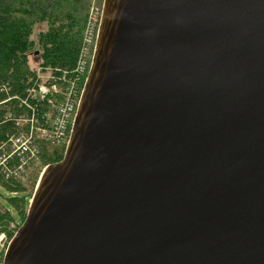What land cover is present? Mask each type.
Instances as JSON below:
<instances>
[{"label": "water", "instance_id": "water-1", "mask_svg": "<svg viewBox=\"0 0 264 264\" xmlns=\"http://www.w3.org/2000/svg\"><path fill=\"white\" fill-rule=\"evenodd\" d=\"M40 176L0 264H264V0H103Z\"/></svg>", "mask_w": 264, "mask_h": 264}, {"label": "built area", "instance_id": "built-area-1", "mask_svg": "<svg viewBox=\"0 0 264 264\" xmlns=\"http://www.w3.org/2000/svg\"><path fill=\"white\" fill-rule=\"evenodd\" d=\"M99 16L92 21L86 33L84 47L71 70L38 67L34 79L13 89L10 82L0 84V120L3 137L0 138V186L15 197L24 195L28 203L37 185L42 165L41 154L53 146L65 148L68 143L83 86L91 64ZM90 51H89V46ZM4 127V130H3ZM38 177L33 192L20 190L26 181ZM19 227L13 221L8 231L12 235ZM10 242L9 234L0 229V255Z\"/></svg>", "mask_w": 264, "mask_h": 264}, {"label": "trees", "instance_id": "trees-1", "mask_svg": "<svg viewBox=\"0 0 264 264\" xmlns=\"http://www.w3.org/2000/svg\"><path fill=\"white\" fill-rule=\"evenodd\" d=\"M89 4L90 0H0V84L9 81L13 89L20 90L22 84L31 83L34 69L28 61L30 55L38 58V65L71 70L81 43ZM97 4L101 10L102 0H97ZM40 24L47 27L33 39L34 28ZM3 97L0 93V99ZM3 111L0 109V120ZM3 135L0 126V138ZM63 150L43 151V164L60 160ZM9 201L23 221L27 209L24 195ZM9 220H13L9 210L0 203L3 229Z\"/></svg>", "mask_w": 264, "mask_h": 264}, {"label": "rangeland", "instance_id": "rangeland-1", "mask_svg": "<svg viewBox=\"0 0 264 264\" xmlns=\"http://www.w3.org/2000/svg\"><path fill=\"white\" fill-rule=\"evenodd\" d=\"M99 12H100V10L98 8L97 0H90L87 19L85 22L84 31H83L81 43H80V46H79V49L77 52L76 59L78 58L82 48L84 47V40L86 37V33L90 30V28L92 26V21L95 19L96 16H98ZM46 27H47L46 24H40V25L36 26V28H34L32 38L35 39V36L37 35V33L41 30H45ZM90 47H91V45L88 47L89 51H90ZM76 59H75V63H76ZM28 61L30 63V67L34 70H36V68H38V67H43L42 65H38V58L35 57V55H30L28 58ZM75 63H74V65H75ZM74 65H73V67H74ZM45 68H48V67H45ZM54 149H60L61 150L62 148L61 147L59 148L57 146H53V148L51 150H46V151L50 152ZM41 162H42V165H44L42 157H41ZM37 177H38V173H36V175L32 181L31 180L26 181L25 188L21 187L22 188L21 190L24 189L25 191H27V193L33 192ZM13 197H15V195H13L8 190H6L5 188L0 186V203L9 210V213H10L11 217L13 218V220L8 221V224L6 225L5 229H3L1 227L2 225L0 224V229L2 231L7 232V233H12V231L11 232L8 231V228H9V225H11V223L13 221H15V223H18L19 225L22 222V220L20 219L19 215L17 214V211L15 210L14 206L9 201Z\"/></svg>", "mask_w": 264, "mask_h": 264}, {"label": "bare ground", "instance_id": "bare-ground-1", "mask_svg": "<svg viewBox=\"0 0 264 264\" xmlns=\"http://www.w3.org/2000/svg\"><path fill=\"white\" fill-rule=\"evenodd\" d=\"M13 235H14V234H13ZM13 235L9 236L10 240H11V238L13 237Z\"/></svg>", "mask_w": 264, "mask_h": 264}]
</instances>
